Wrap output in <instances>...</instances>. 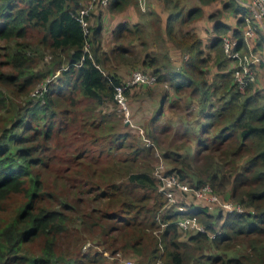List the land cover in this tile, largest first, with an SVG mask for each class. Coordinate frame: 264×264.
Masks as SVG:
<instances>
[{"label": "trees", "instance_id": "obj_1", "mask_svg": "<svg viewBox=\"0 0 264 264\" xmlns=\"http://www.w3.org/2000/svg\"><path fill=\"white\" fill-rule=\"evenodd\" d=\"M83 1L0 0V202L13 194L26 197L7 220L0 221V264H76L78 256L68 257L55 251L57 236L68 230L72 219L70 210L78 213L76 218L78 225L82 226L81 231L90 232L99 227L98 236L107 237L118 229L103 220L116 217L125 226L131 225L133 237L127 236L126 228H123L120 231L122 238L119 236L122 243L115 245L111 254L120 250L125 255L130 251L139 262L136 264H156L159 259L164 264H264V87L256 86V80L244 88L236 85L227 69L229 59L221 35L227 33L229 26L215 21L213 29L217 36L205 51L197 34L187 30L180 31L179 35L174 33L171 21L175 17L170 16L165 27L167 37L187 57L178 67L172 66L165 54L162 55L163 64L148 52L142 61L143 65L154 67L158 81H169L178 92L186 88L188 99L194 101L196 98V103H192L200 107L198 118L199 121L202 119V124L196 142L200 147L198 150L203 152L202 160L199 170L194 173L195 182H188L193 186L209 182L218 192H226L229 188L225 186L231 185L229 197L246 209L223 215L222 209L214 213L201 201L182 199L186 209L178 210L175 206H167V197L158 190L157 180L152 175L153 140L147 147L126 142L130 134L113 129L115 113L102 114L96 108L106 102L116 104L115 86L122 81L116 72L104 73L101 68L109 60L107 50L102 49L101 21L96 16L95 22H89V33H84L77 18ZM199 1L207 4L214 0ZM109 4L112 9L122 10L131 4V0H110ZM223 9L234 10L238 13V25H246V17L250 14L241 4L232 0L226 2ZM201 15L200 6L188 14L191 19ZM32 31L38 34L35 41L26 39L32 37ZM141 33L138 25L131 27L122 22L114 27L112 37L114 42H119L133 34L141 38ZM230 37L236 39V49L247 51L239 28L234 29ZM256 41L257 47L264 48L261 37ZM145 43L141 40L143 47ZM87 45L88 50L84 51ZM116 47L123 49L121 44ZM128 52L122 50V55ZM47 58L44 67L35 70L39 62ZM211 60L218 71L209 81L204 67ZM56 71L60 76L44 84L43 96L33 102V86L55 75ZM21 93L23 97H29L25 104L20 103L24 99H13L20 97ZM78 115L82 116L81 123ZM85 118H91L93 129L99 132L97 145L100 150L91 148L82 156L87 171L78 179L76 207L66 202L58 207L41 205L42 182L35 171L43 161L44 149L57 143L54 134L63 131L71 121L74 126L66 127L67 130L70 133H75V129L81 131L80 125L83 129ZM60 119L65 126L59 129ZM210 132L213 133L212 139L205 141ZM90 144L96 145L91 141ZM120 148L129 150L110 165L96 168L93 164L104 154L103 149L109 153ZM73 150L69 156L70 149H64V158L60 159L62 168L66 167L63 163H70L67 170L71 172L79 155ZM216 152L223 155L222 160L215 159ZM166 155L168 153H164ZM242 157L246 159L240 162ZM78 164L81 167L83 163L76 162L77 167ZM226 167L233 178L226 175ZM172 171L177 172L179 178L186 179L182 169L173 168L167 172ZM77 172L80 174V170ZM83 187L86 193L95 188L98 197L101 195L104 199L106 209L92 207L87 212L82 206ZM96 199L93 198L92 202ZM113 206L120 210L109 212L108 208ZM185 215L197 216L207 232L213 231L214 236L180 229L176 220ZM218 220L222 223L220 230L216 231L214 224ZM146 226L153 234L144 246L142 236ZM154 229L157 232H153ZM179 229L190 232L186 240H181ZM236 238H244L242 252L232 256L205 253L209 247L230 249L235 246L230 247V241ZM36 239L40 243L36 249L31 248ZM105 241L103 239V244ZM144 252V260L139 259ZM83 257L84 264H106L107 257L101 250L85 252ZM111 259L123 264L115 256Z\"/></svg>", "mask_w": 264, "mask_h": 264}, {"label": "rangeland", "instance_id": "obj_2", "mask_svg": "<svg viewBox=\"0 0 264 264\" xmlns=\"http://www.w3.org/2000/svg\"><path fill=\"white\" fill-rule=\"evenodd\" d=\"M91 0H84L83 6L87 5ZM155 0H131V4L129 7H133L138 11V15L140 16V12L142 11L143 16L147 14V16H152L150 19H143L140 16V20L142 22L146 23L145 26L142 29L141 38L136 37L135 34L129 35L126 37V39L121 40L119 42H114L113 37L111 35H107L108 37H104L106 33L103 32V45L105 46L103 50H107L109 60L106 61L101 68L103 69L104 73H110V72H116L120 77L121 81H125L129 78L132 72L137 70H142L143 72H154V67L145 66L142 64V61L146 59L145 53L148 52L150 55H153L154 57L158 58L160 63L163 64L164 61H162V55L164 54V50H167V47H169L168 42L162 38L161 35V29L159 26H162V29L165 27L164 23L167 19L168 14L171 12L175 14L178 12L180 16H174L175 19L173 20V31L175 34L179 35L180 31H189L193 32L195 34H209L208 30L211 29L209 18L204 16L202 19L199 20L194 18L190 20H186L187 18V11L190 8H193L194 6H197L199 4L198 0H159L160 1V8L162 12V15L164 16L162 19V23H160V15L151 14L148 13L149 9L151 8V3H153ZM232 0H221L223 2L221 4L224 5V2H230ZM236 1V0H235ZM237 2V1H236ZM110 3V0H109ZM107 4L104 8H94L90 13V22L96 21V16L100 15L101 13L111 8L110 4ZM238 3V2H237ZM140 8V9H139ZM207 16L209 12H213V18L210 17V21H214V19L218 18L214 13L220 14V9L216 10L215 4L208 5L207 6ZM160 12V11H159ZM227 12V11H226ZM230 12V11H229ZM211 15V16H212ZM210 16V15H209ZM208 19V20H207ZM185 20V21H183ZM217 20V19H216ZM129 24V23H128ZM133 27V26H131ZM136 27L133 28V31ZM164 30V29H163ZM38 34L35 31H32V37L26 38L30 41H35V38ZM228 35L226 33L222 34ZM224 37V36H223ZM106 39V41H105ZM206 41L205 44H202V47L205 51H208V44L209 42L207 37H205ZM141 40H145V46L143 47L141 45ZM105 41V42H104ZM121 44L122 47L127 48L129 51L128 53H125L122 55V49L117 48L116 46ZM170 49V48H169ZM173 51V50H171ZM176 53V52H175ZM177 54V53H176ZM213 56V52H212ZM179 57V55H178ZM185 58V55H184ZM133 59H136L137 61H134ZM178 59V58H177ZM214 59V56H213ZM48 60L44 59L41 62H39V65L35 67V70H40L42 67H44V62ZM213 60L209 61L206 67H204V70L207 72L206 76H214V72L216 71V68L214 67V64L212 62ZM98 66V65H96ZM100 67V66H99ZM178 67V66H175ZM231 67V63L228 62L227 69ZM226 69V70H227ZM1 70H8V69H1ZM160 72H163L162 70ZM155 73V72H154ZM60 76L59 71L55 72V75L50 76L49 78H46L45 80L37 82L33 88L31 89V100L35 102L38 98L40 99L43 95V92L46 90V84L47 82H51L56 77ZM255 77L257 78V71ZM209 78L208 80H210ZM127 94V103L130 109V119H125L124 115L122 114L121 110L118 108V105L115 104V102H106L103 105L97 106V110H99L100 113H115V127L113 126V129L115 132L119 131H125L128 132L130 135L126 142L131 141L132 144H139L141 146L147 147V145L152 144V141L154 142L153 149V159L150 160V164L153 167L152 175L156 178L157 183L158 179L155 174V171L157 169V166L159 168H162V172H167L172 170L173 168L182 169L185 174V181L187 184L190 182H195L196 178L194 176V173L197 172L200 168L201 160H202V153L200 150V147H198V144L196 142V139L198 136H200V126L202 124L201 120L199 121V110L200 107H198L196 104H193L192 102L196 103V98H193L194 101L188 99V90L186 88L180 90V92L176 91L169 83V81H158L155 84L152 85H145V86H137L132 88L131 90H128L126 92ZM167 96L166 98H164ZM25 100L24 102H20L21 104H25L26 98L29 97H23V93H21L20 97H13L14 100ZM84 102V101H83ZM88 104V103H87ZM32 105V104H31ZM88 106V105H87ZM81 108V105H80ZM160 110H162V113L160 114ZM47 114V113H46ZM44 114H42L40 117H42ZM78 122L81 123L82 116L78 115ZM39 120L36 119L34 121V124L37 123ZM48 122V119L47 121ZM62 119H60V124H56L59 126V129L61 127H64V123H61ZM200 122V123H199ZM74 126L73 121H71L66 127L72 128ZM83 129L80 125V129H75L78 131L76 133H70L67 128L65 127L63 131L58 132L57 134H54V140L57 143L50 144L47 148L44 149L43 156H42V163L37 166V169L35 172H37L40 176L41 182H42V188H41V198L42 201H40L41 205L47 206V207H58L62 202H66L70 204L73 208L76 207L77 203V192L79 191V176H85L87 171V163L84 159H82V156H85L90 149H94L96 151L100 150L98 143V136L99 132L95 131L93 129L92 125V119L91 118H85L83 123ZM142 131V133H141ZM86 133V139L84 137ZM197 136V137H196ZM213 133H209L205 137V141H210L212 139ZM90 141L95 143L96 145L90 144ZM152 146V145H151ZM75 149L73 150V148ZM64 149H70L69 156L72 152L77 151L79 153L77 161H75L73 172L67 170L70 163L68 162L63 163V165H66V167L62 168V161L61 158H64ZM129 148H120L119 150H111L109 153L103 149L104 154L100 156V158L95 161L93 164L96 166V168H100L103 165H110V163L117 160L118 157H121V155L128 152ZM156 152L158 154H156ZM175 152V153H171ZM98 153V152H96ZM107 153V154H106ZM164 153H168L166 157L164 156ZM217 157H215L216 160H222L223 155L220 152H216ZM246 159V157H242L240 159V162H243ZM183 160V163L181 161ZM76 162H82V166L80 167L78 164V167L76 166ZM239 162V163H240ZM239 168V167H238ZM66 173L64 174L63 172ZM80 170V174L77 172ZM226 175L230 176V173L228 172L229 168H224ZM233 173V172H232ZM233 176V175H232ZM230 176L231 178H233ZM229 180H231L229 178ZM190 184V183H189ZM188 184V185H189ZM207 185H209L212 189V192L217 195L222 201H228L232 202L234 204H237V200L229 197V189L231 188V185H226L225 188L226 192H218L214 189V187L207 182ZM192 185V184H190ZM205 185V184H204ZM85 187H83L84 189ZM94 188V187H93ZM98 191L91 190L90 193H86L84 189V193L82 194L84 203L82 206L85 208V210L88 212L92 207L102 208L106 209L107 206H103L104 199L101 197V195L98 197ZM191 196V195H189ZM93 198H97L96 201L92 202ZM191 201L195 202V199L190 198ZM26 201V197L24 194H13L11 195L7 200L0 202V221H5L8 219L9 216L12 215V213L15 212L18 206H20L23 202ZM180 202L182 200H179ZM182 203V202H181ZM193 205H198V203H194ZM205 205L211 207L210 211H213L214 213L221 210L219 203L218 204H211L210 202H206ZM175 206V205H172ZM176 207V206H175ZM241 209L246 210L243 205H240ZM110 209L109 212H116L119 209L117 206H113ZM222 211V210H221ZM220 211V212H221ZM69 214H71L72 219L70 220V223L68 225V230L63 232L62 234L57 236V239L55 241V251L57 253H63L68 257H77L78 260L76 264H84L85 258L83 257V254L85 252H93V250H101L102 254L106 256V264H116L117 262L111 259V257L116 256V258L121 261V263L126 264V259H130L131 261L137 262L136 258L131 255L130 251L129 253L125 254L122 253V251L119 250V252H114V254H111L112 248H114L115 245L119 246L122 241L120 240L122 238V233L120 231L123 230V228H126L127 236L133 237V230L131 225L128 227L125 226L123 221L118 220L116 217L113 218L110 221L103 220L102 222H109V224H113V228H118L116 230H113V232H110V235L107 237L98 236V229L99 227H94L91 229V231H87L86 229H82L81 225H78L79 220L77 219L78 213L74 212L73 210L68 211ZM223 215L226 213L223 210ZM77 217V218H76ZM224 218V216H223ZM222 223V220L216 221L215 230H220ZM203 224V223H202ZM146 232L142 236L143 238V245L146 246L149 242V237H151L152 232H150V228L146 226ZM153 232H157V230H152ZM120 232V234H119ZM180 238L181 240H186L190 234L189 231H183L179 229ZM210 235L213 233V231H209ZM209 235V237H211ZM120 236V239H119ZM119 239L116 242H114V239ZM103 239L107 240L105 241V244H103ZM210 239V238H209ZM38 243H40L39 239H36V241L30 245L31 248L36 249ZM244 238H236L230 241V247L232 244L235 246H232V248L223 249V248H206L205 253H211L212 255H215L217 253L232 256L236 252H242L244 250ZM238 249V251H235ZM148 250V249H147ZM127 251V250H126ZM117 253H119L117 255ZM72 254V255H70ZM70 255V256H69ZM145 252L144 254L139 257V259L144 260ZM139 263V262H137ZM119 264V263H117ZM156 264H164L162 260L159 259V261Z\"/></svg>", "mask_w": 264, "mask_h": 264}, {"label": "built area", "instance_id": "obj_3", "mask_svg": "<svg viewBox=\"0 0 264 264\" xmlns=\"http://www.w3.org/2000/svg\"><path fill=\"white\" fill-rule=\"evenodd\" d=\"M239 3L245 7L250 16L246 17V28L244 34L250 37L255 33L258 26L264 34V0H238ZM109 0H91L87 5H82L77 13V18L81 22L84 33H89V18L90 13L94 8H104L107 6ZM257 23V24H256ZM236 39L226 35L223 37V47L231 67V75L239 88H244L248 83L256 80L257 66L261 62V55L255 50H247L241 52L235 48ZM88 50V45L84 47V51ZM89 56H91L89 54ZM157 75L155 73L143 72L137 70L131 73L129 78L120 82L115 86L114 99L118 108L121 110L125 119H130V109L127 103L128 90L140 85L155 84ZM142 133V131H141ZM156 154H158L156 152ZM155 174L158 179V190L163 192L167 197V206L175 205L178 210H185L186 207L179 200L190 201V198L201 201L204 205L206 202L211 204H218L225 212H243L240 204H234L228 201H222L217 195L212 192L209 185L193 186L179 178L177 172H162V168L157 166ZM191 195V196H189ZM180 229H191L194 231L207 232L204 224H202L197 216L185 215L176 220ZM208 233V232H207ZM210 235V233H208ZM215 233L210 236L213 237ZM119 253H117L118 255ZM116 257V256H115ZM126 264H136L130 259H126Z\"/></svg>", "mask_w": 264, "mask_h": 264}, {"label": "crops", "instance_id": "obj_4", "mask_svg": "<svg viewBox=\"0 0 264 264\" xmlns=\"http://www.w3.org/2000/svg\"><path fill=\"white\" fill-rule=\"evenodd\" d=\"M236 1L239 3L238 0H236ZM198 2H199V4L197 6H200L202 8V15L200 17H198L199 20L202 19L204 16H206V17L209 18L210 26L213 25V26H211V29L208 30L209 34L206 35V34H204L205 32L202 35L201 34L200 35L197 34V36L201 39L202 44L203 45L205 44V41H206L205 37H207V39H208L207 42H209V44H211L213 39L215 38V36H217V33L213 29L215 21H217V20L221 21V22H223V23H225V24H227L229 26L230 29L226 33L229 36L232 34V31L234 29L239 28L241 33L244 36V40H245L244 43H245L246 49L247 50H255V51L259 52L260 55H261L262 62L257 66V78H256L255 83H256V86H258V87H264V48L263 47H259V46L257 47V41H256L258 39V37H261L262 40L264 41V34L261 31V29L258 26H256L257 29L255 30V33L252 36H250V37H246L245 34H244V31H245L247 23H246V25L244 24L243 27L238 25V22H237L238 13H236L234 10H231V9H223V7L221 9L220 7H221V4L223 3V2H221V0L210 1L207 4L206 3L201 4V2L199 0H198ZM159 3H160L159 0H155L153 3H151V8L149 9L148 13H151V14L153 13V14H156V15H160V18H161L160 23H162V19H163L164 16L162 15L163 11H161V8H160L161 6H160ZM225 3L226 2H224V4ZM209 4L210 5L215 4L216 10L220 9V14L214 13L216 16H218V18H216L217 20L214 19V21H210V19H211L210 17L213 14V12L212 13L209 12V14L207 16V11H208L207 10V6ZM194 7H196V6H194ZM193 8H190L187 11V18L188 19H186V20H190V17L188 16V14L191 12V10ZM109 9H110V11L106 9V11L104 10L103 13H101L100 15L97 16L98 19H100V21H101V35H102V37L104 35L103 32L106 33V35H104V37H108L109 35L112 36V31H113L114 27L117 24L122 23V22L129 23L130 26L138 25L139 28H143L146 23H144V22H142V20H140V16H142L141 17L142 19H143V17H144V19H150V17H152V16H147V14L143 16L142 11L140 12V16H139L138 15L139 14L138 11L136 10L137 8L134 9L133 7H129V5L124 7L122 10L115 9V8L114 9L109 8ZM170 16H172V17L176 16L177 17V16H180V14H178V12H176L175 14L170 12L168 14V16H167V19H166L165 23H164L165 27H166V24L169 22V17ZM198 18H196V19H198ZM173 19H175V18H173ZM183 21H185V20H183ZM171 22H173V20ZM165 27L163 28L164 29L163 30L162 26H159V28L161 29L162 38L163 39L165 38L166 39V40L164 39L165 43L167 41L168 44H169V47H167L168 51L164 50L163 53L165 55H168V58H169L168 60H169V62L171 63L172 66H180L181 62L184 59V55H185V58H186L187 54L182 49H179L178 47H176L168 39L167 33L165 32ZM223 36H226V35H223ZM102 40H103V38H102ZM105 41H106V39H105ZM104 47L105 46L103 45V41H102V49H104ZM122 50L125 51V50H127V48L123 47ZM171 50H173V51H171ZM178 55H179V57H178ZM217 71L218 70L216 68V71L214 72V74ZM208 78H212V75L208 76ZM166 97L167 96H165L164 98H166ZM161 113H162V110H161L160 114Z\"/></svg>", "mask_w": 264, "mask_h": 264}]
</instances>
